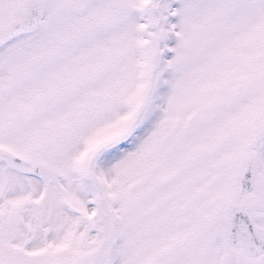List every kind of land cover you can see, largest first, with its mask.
Segmentation results:
<instances>
[{
	"label": "snow or ice",
	"instance_id": "6c2138e0",
	"mask_svg": "<svg viewBox=\"0 0 264 264\" xmlns=\"http://www.w3.org/2000/svg\"><path fill=\"white\" fill-rule=\"evenodd\" d=\"M0 264H264V0H0Z\"/></svg>",
	"mask_w": 264,
	"mask_h": 264
}]
</instances>
